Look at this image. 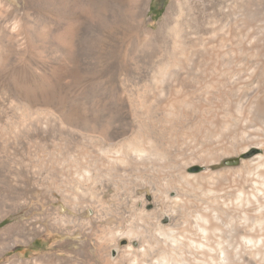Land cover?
Listing matches in <instances>:
<instances>
[{
  "label": "rangeland",
  "instance_id": "rangeland-1",
  "mask_svg": "<svg viewBox=\"0 0 264 264\" xmlns=\"http://www.w3.org/2000/svg\"><path fill=\"white\" fill-rule=\"evenodd\" d=\"M173 1L143 0L152 30ZM191 1L199 20L226 9L225 0ZM84 2L79 10L71 0L63 11L58 0H0V150L12 155L10 170L27 174L15 182L0 169L4 182L26 187L22 194L0 183V206L1 196L17 204L0 211L8 214L0 234L13 222L21 226L0 250V264L85 263L72 250L86 246L95 258L96 243L106 238L145 246L154 257L163 254L159 246H175L166 254L171 264H242L244 244L264 258V219L233 215L231 197L218 189L234 183L237 174L222 171L239 163L221 160L200 181L183 169L214 162L238 136L241 107L264 90V74L249 80L264 64V0H231L207 33L155 51L128 49L135 31L128 4L104 2L93 13ZM74 108L88 119L119 117L125 130L106 136L105 123L72 125L64 117ZM256 124L264 128V120ZM158 192L189 224L159 232ZM75 208L84 231L73 226ZM49 256L56 260L40 263Z\"/></svg>",
  "mask_w": 264,
  "mask_h": 264
},
{
  "label": "bare ground",
  "instance_id": "bare-ground-1",
  "mask_svg": "<svg viewBox=\"0 0 264 264\" xmlns=\"http://www.w3.org/2000/svg\"><path fill=\"white\" fill-rule=\"evenodd\" d=\"M58 1L60 3L59 8L64 11L65 6L71 0ZM74 1L77 3L79 10L84 8L82 3H85V0ZM109 1L115 0H102V2L101 0H90V5L93 13L98 12V9L100 10L101 3ZM120 1L128 4L131 9L130 13L132 15L128 19L134 25L135 31L129 38L128 49L133 51L139 46L144 45L149 46V50L155 51L158 48L166 47L169 43H175L177 40H181L182 42H188L189 40L194 41L195 39H197L198 33L204 34L210 30L209 25L211 24V22L217 20V18H219L221 15L227 14L229 12V5L231 3V0H225L226 9L224 11L219 10L221 13L217 12L213 15L205 14L202 19L199 20L198 16L194 12L196 9L195 5L191 0H175L167 6L160 22L158 23V28L155 31L148 26V23L145 19L146 8L143 4V0ZM80 27L81 22H78L75 34L79 32ZM263 67L264 64L258 63L254 73H251L249 80L255 79L260 74L263 75ZM250 99L248 101H250ZM120 106V104L113 105L112 109L120 110ZM241 108L242 109L240 114L235 119V127L233 129V132L238 136L230 145H228L223 150V152L217 158L213 160L214 162H191L186 164L183 169L187 176H191L192 178H194V181H200L202 177L210 174V169L212 168V166L216 163H219L221 160H227L229 158L238 162V167H235L233 169H224L222 171L228 173V175L232 172L236 173L237 176L233 181L234 183L229 184L225 181L220 182L218 183V189L223 192V195H228L231 197V204L228 207L233 209V215H241L240 217H242L245 222H259L258 220L264 219V128L260 127L259 124H256V121L260 119L264 120V90H262L261 92L259 91L254 100L252 99ZM91 116L89 119L85 118L83 117V113L80 109L74 108L72 109V114L69 116L66 115V117L64 118L67 122H71L72 125L73 121L79 120L83 123L84 121H89L90 124L105 123L108 126V132L106 131L105 134L106 136H118L123 130H125L124 128L119 126L123 123V120H121L119 117H108L110 121L103 122V118L107 117L100 118L96 117V115ZM247 117H249L250 119L247 121L248 124H245L243 120ZM214 122L217 126L221 124L218 118H215ZM251 122L255 123L251 124ZM151 135L155 144L160 145V134L151 132ZM9 154L10 153L8 152L6 153L0 150V163H2L0 169L5 168L9 171V175H14V177L10 178H13L15 182L18 179H27V174L23 173L19 169L15 171L9 169L11 161L10 158L12 157V155ZM200 169L201 171L198 172V170ZM2 175L3 174H1L0 176ZM3 179H5V177ZM3 182L4 180L0 178V183ZM4 183L8 188L13 189L14 186L17 185L16 183L14 185L9 181L8 183L6 181ZM36 183L38 182L36 181ZM17 187L20 188V190H23L22 194L26 193L25 186L22 187L21 185H17ZM5 198L1 196L0 211H3L5 208H10L12 205H17L16 201ZM154 204L157 208L156 222L159 228V232L163 233L166 231H170L174 227L180 225V223L189 224V220L188 218H186L183 209H179L177 205H165L163 203V195L161 193L158 192L155 194ZM243 204L245 206H243ZM73 211L77 216H79L74 217V219L72 220L73 226L77 225L81 230L84 231L85 229H87L88 224H85L84 221L80 218V216H82V213L76 208ZM7 215L8 214L2 216L0 215V220L7 217ZM55 217H59L58 214L55 213ZM164 219L167 220L166 224H164L163 222ZM20 227L21 226H19L18 222L16 221L9 224L3 230V232L0 234V250H6L8 248L10 242L14 238L13 235L18 232L17 230ZM84 227L85 229H83ZM241 229L245 228L241 227ZM118 242L119 241L114 238H106L100 240L95 245V258L89 253V250L86 246L79 247L78 249H73L72 251L74 252V254L86 256V262L79 263L73 260L72 262H62L63 260H61V264H146V262H148V264H169L170 262L167 261L168 258L166 254H172V250L175 247L167 246L165 244L161 245L157 248V252L163 254H156V256L154 257L153 253H151L150 255L148 254V248L145 246L134 247L130 244L127 246H119ZM243 246L244 247L241 248V251L239 253L240 263L264 264V258L259 255L257 246L255 247V245L249 244H244ZM47 260L53 263L56 259L55 256H49L47 258H42L40 263H46ZM25 264L29 263L27 262ZM32 264H36V262L33 261Z\"/></svg>",
  "mask_w": 264,
  "mask_h": 264
}]
</instances>
